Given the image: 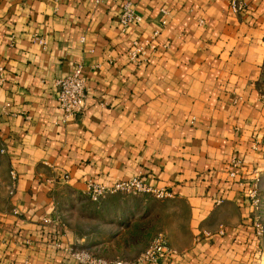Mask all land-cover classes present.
<instances>
[{"label":"crops","instance_id":"0c3cea01","mask_svg":"<svg viewBox=\"0 0 264 264\" xmlns=\"http://www.w3.org/2000/svg\"><path fill=\"white\" fill-rule=\"evenodd\" d=\"M242 1L0 0V264L134 260L158 234L161 264H264V0ZM126 2L139 24L120 23ZM77 67L85 109L63 123L54 82ZM133 176L171 196L60 206Z\"/></svg>","mask_w":264,"mask_h":264},{"label":"built area","instance_id":"2783aa9c","mask_svg":"<svg viewBox=\"0 0 264 264\" xmlns=\"http://www.w3.org/2000/svg\"><path fill=\"white\" fill-rule=\"evenodd\" d=\"M245 9V4L242 0H229V10L232 14H239ZM164 13V11H162ZM142 17L135 11L130 2H126L120 13V23L123 26L128 24H139ZM165 25V21L161 22V26ZM158 32L152 34V38L156 37ZM35 43L44 47V40L38 37L34 39ZM147 46H150V41H145ZM145 47L134 44L133 48L128 52V58L134 62L138 57L145 55ZM3 69L0 67V83L2 79ZM56 102L62 115V122L66 123L71 118L81 116L85 109L86 84L85 79L81 75L79 67L75 71L63 78L57 79L54 82ZM230 176H234L231 173ZM11 180L14 181L15 176L10 172ZM66 178V176H64ZM86 194L92 202H98L108 195L117 193L126 195H149L157 200H163L171 196V192L165 188H155L147 184L141 176H133L129 179L115 182L111 185H103L92 180H87L85 183ZM247 199L250 206L258 210L261 206L258 188L253 185L249 188ZM45 224L50 223L49 219H44ZM256 235L260 236V227L257 225V218L254 221ZM59 248V243H56ZM63 251L76 264H161V262L169 255L170 251L167 246V240L164 235L158 234L155 236L147 249L134 260H108L97 257L87 250L74 249L72 247H64Z\"/></svg>","mask_w":264,"mask_h":264},{"label":"rangeland","instance_id":"374dc122","mask_svg":"<svg viewBox=\"0 0 264 264\" xmlns=\"http://www.w3.org/2000/svg\"><path fill=\"white\" fill-rule=\"evenodd\" d=\"M259 90L264 98V65H263V69H262V75H261V78H260V83H259ZM261 195L263 197V205H262V208H261V217L260 216H257V225L260 227V231H261V235L260 236H264V188H262V191H261ZM132 196V195H131ZM100 201L98 202H92L89 197H79L77 195L73 196L71 198V200H69L67 198V200L64 202L65 204L64 205H60L63 209V211H65L67 213L66 210H69L68 207H77L79 209L78 213H81V209L83 208V204H87V205H95V204H98ZM65 206V207H64ZM262 218V219H261Z\"/></svg>","mask_w":264,"mask_h":264}]
</instances>
